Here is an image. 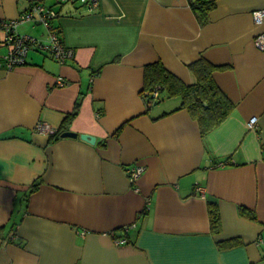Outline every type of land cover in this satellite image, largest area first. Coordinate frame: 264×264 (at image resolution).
I'll use <instances>...</instances> for the list:
<instances>
[{"label": "crops", "instance_id": "0c3cea01", "mask_svg": "<svg viewBox=\"0 0 264 264\" xmlns=\"http://www.w3.org/2000/svg\"><path fill=\"white\" fill-rule=\"evenodd\" d=\"M41 1L74 59L35 48L8 70L3 22L31 0H0V264H264V0H216L205 25L190 0ZM40 25L17 30L47 40ZM198 60L234 102L205 134L181 97L145 100L146 66L195 84Z\"/></svg>", "mask_w": 264, "mask_h": 264}, {"label": "trees", "instance_id": "16d2710c", "mask_svg": "<svg viewBox=\"0 0 264 264\" xmlns=\"http://www.w3.org/2000/svg\"><path fill=\"white\" fill-rule=\"evenodd\" d=\"M190 4H192V8L201 24L205 25L209 21V12L216 7L217 3L216 0H190ZM191 66L198 77L195 84H187L177 78L161 61L146 66L145 88L149 93L145 100L150 106L165 97H181V107H186L189 110L199 122L202 133L205 134L229 116L234 102L217 85L213 76L214 68L212 64L207 60H198ZM155 92L158 93L157 96ZM56 132L51 137L56 136ZM209 210L212 229L219 232L221 222L216 201H212ZM244 212L247 216L251 214Z\"/></svg>", "mask_w": 264, "mask_h": 264}, {"label": "built area", "instance_id": "2783aa9c", "mask_svg": "<svg viewBox=\"0 0 264 264\" xmlns=\"http://www.w3.org/2000/svg\"><path fill=\"white\" fill-rule=\"evenodd\" d=\"M98 4V0H93L89 3V7L92 9ZM58 12L49 6L45 1L31 0L30 9L27 10L18 19L10 21H4L3 27L5 30L6 44L10 46V52L4 58L3 65L8 69L12 70L15 66L26 63L27 57L31 51L35 48L41 49L49 53L53 59L58 62H67L74 59L75 50L64 44L62 36L58 34L57 28L53 25V20L58 17ZM253 20L256 25L264 24V8L255 9L253 12ZM23 22H32L43 25L48 31L47 40H41L40 38L33 37L27 34H20L18 32V26ZM254 44L260 51H264V31L258 32L254 36ZM61 75L57 77V85H66L68 81ZM157 92L155 95L157 96ZM258 117H253L249 121L250 127H255L257 124ZM38 132L51 133L55 131L52 126L46 122H39L36 126ZM146 170V167L142 164L131 167L128 171L129 177L133 182L138 181L142 173ZM204 193L202 186H197V192ZM127 239H123L122 242L126 243Z\"/></svg>", "mask_w": 264, "mask_h": 264}, {"label": "water", "instance_id": "95a60500", "mask_svg": "<svg viewBox=\"0 0 264 264\" xmlns=\"http://www.w3.org/2000/svg\"><path fill=\"white\" fill-rule=\"evenodd\" d=\"M78 135H79L78 132H72V131H64L62 133V137L63 136H69V137H75L76 138V136H78ZM80 136L86 142L95 143L96 138L89 133L88 134H81Z\"/></svg>", "mask_w": 264, "mask_h": 264}, {"label": "rangeland", "instance_id": "374dc122", "mask_svg": "<svg viewBox=\"0 0 264 264\" xmlns=\"http://www.w3.org/2000/svg\"><path fill=\"white\" fill-rule=\"evenodd\" d=\"M40 30H44L46 29L43 25H40V27H38ZM256 47V46H255ZM42 122V121H40ZM39 123V122H38ZM48 125H50L49 123H47ZM38 125V124H37ZM51 126V125H50ZM53 128V127H52ZM36 129V128H35ZM55 131H51V133H44L43 134H46V135H52ZM42 133V132H41Z\"/></svg>", "mask_w": 264, "mask_h": 264}]
</instances>
